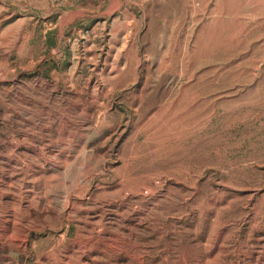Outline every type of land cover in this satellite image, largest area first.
<instances>
[{
	"label": "rangeland",
	"instance_id": "rangeland-1",
	"mask_svg": "<svg viewBox=\"0 0 264 264\" xmlns=\"http://www.w3.org/2000/svg\"><path fill=\"white\" fill-rule=\"evenodd\" d=\"M0 264H264V0H0Z\"/></svg>",
	"mask_w": 264,
	"mask_h": 264
}]
</instances>
